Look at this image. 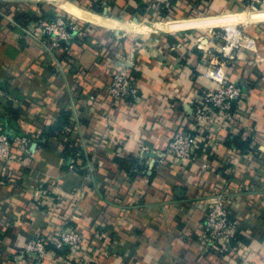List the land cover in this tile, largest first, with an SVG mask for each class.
<instances>
[{
    "label": "crops",
    "instance_id": "1",
    "mask_svg": "<svg viewBox=\"0 0 264 264\" xmlns=\"http://www.w3.org/2000/svg\"><path fill=\"white\" fill-rule=\"evenodd\" d=\"M88 1L5 0L7 14L0 7V122L9 120L10 135L51 138L10 172L0 158V264L37 235L50 238V257L39 264H75L56 247L65 219L83 234L88 264H264V0H202L214 16L152 23L81 7ZM38 2L52 16L87 23L56 58L14 17ZM245 2L257 10L239 12ZM119 3L136 8L140 0ZM235 21L245 44L228 71L242 86L244 128L216 130L215 148L200 134L196 159L158 168L172 134L195 129L207 56L193 36ZM118 60L136 70L138 99L113 104ZM223 188L243 234L240 254L207 251L200 241L210 199Z\"/></svg>",
    "mask_w": 264,
    "mask_h": 264
},
{
    "label": "built area",
    "instance_id": "2",
    "mask_svg": "<svg viewBox=\"0 0 264 264\" xmlns=\"http://www.w3.org/2000/svg\"><path fill=\"white\" fill-rule=\"evenodd\" d=\"M148 3V11L158 14L168 9L173 0H144ZM175 1V0H174ZM259 0H254V2ZM254 2L252 5L254 6ZM5 0H0V5ZM39 2L36 3L37 20L32 21L26 30V34L38 40L44 48V52L56 58L59 50L70 51L75 40L83 36V20L72 18L70 15L59 14L50 19L42 17L39 10ZM35 10L33 4L28 5ZM110 8H107L109 10ZM35 15V13H34ZM201 16L190 17L199 18ZM177 18L173 20H178ZM140 21L152 23L149 17ZM162 21V20H158ZM171 21V20H168ZM167 22V21H162ZM196 47L206 58V70L203 74V83L200 92L194 98L192 115L195 120L194 130H178L168 140L165 148L158 152L155 164L158 168L173 167L179 163H188L196 159L200 149L198 137L200 134H208L210 147L217 146L215 131L220 128L243 127L246 112L241 107L244 97L240 81L232 78L228 69L238 59L240 51L245 44L243 27L231 25L213 27L208 32L196 33L193 36ZM113 78L108 86V95L113 104L130 98L138 99V89L134 84V76L127 68L126 62L118 60ZM110 120L106 122L109 129ZM248 127V125H246ZM244 128V127H243ZM253 140L257 134L253 131ZM45 136L28 131H15L11 135L6 130L4 122H0V158L5 163V172H10L14 164H26L34 156V152L42 144L46 143ZM147 150V148L145 149ZM76 160H71L69 169L76 167ZM96 165L90 162L84 168L94 174ZM208 169V165L203 166ZM93 178V176H92ZM228 189L223 188L210 199V206L200 233V241L203 247L210 251L240 254L239 240L240 228L230 213ZM50 238L37 235L23 245L16 252L11 263L22 264L31 261L30 264H39L50 257ZM57 248H67L68 260L75 264H88L90 261L85 254L84 236L73 226L69 220L63 221L60 231L57 233Z\"/></svg>",
    "mask_w": 264,
    "mask_h": 264
},
{
    "label": "trees",
    "instance_id": "3",
    "mask_svg": "<svg viewBox=\"0 0 264 264\" xmlns=\"http://www.w3.org/2000/svg\"><path fill=\"white\" fill-rule=\"evenodd\" d=\"M120 0H89L86 4H81L84 8H87L89 10L95 11L97 13H103L105 8H110L112 10L111 15L117 16V17H123L127 19H143L144 17H149L151 20H162V21H168L173 20L177 18H184V17H196V16H207L210 14L207 9L202 6L201 1L202 0H173L170 3V6L168 9L160 11L158 14H148V3L144 0H140V3L138 7L132 8L131 6H127L126 3H119ZM126 1V0H124ZM250 2H245L244 7L245 9L250 8ZM0 7L7 13H9V10L6 7V4H1ZM39 10L41 12L42 17H47L50 19L55 18V16H52L49 14L48 10L43 6V3L39 4ZM68 15V14H65ZM34 10L31 7L23 8V10L19 11L14 17L18 24L22 25L23 27L27 28L29 24L34 21ZM69 16V15H68ZM83 24H87L86 22H82ZM133 76H136V70H131ZM8 110H10L11 107H6ZM14 112V111H13ZM13 112L11 115H13ZM4 119L5 122H4ZM1 121L4 122L6 126V130H8L11 125L9 124V120L7 118H3ZM48 133L44 134L47 135ZM47 137V136H46ZM51 138L47 137V142H49ZM46 142V143H47ZM45 143V144H46ZM47 145V144H46ZM77 153L83 152L80 149L76 150ZM13 171V170H12ZM240 245L243 242V234L239 233V240ZM242 247V245H241ZM231 250L228 249L225 253H230ZM232 253V252H231Z\"/></svg>",
    "mask_w": 264,
    "mask_h": 264
},
{
    "label": "rangeland",
    "instance_id": "4",
    "mask_svg": "<svg viewBox=\"0 0 264 264\" xmlns=\"http://www.w3.org/2000/svg\"><path fill=\"white\" fill-rule=\"evenodd\" d=\"M82 7V6H81ZM85 9H87V8H85ZM258 10H263L264 8H262V7H258L257 8ZM257 9H255V8H248V9H245V10H242V11H239V12H247V11H255V10H257ZM88 10V9H87ZM62 11V10H61ZM111 12V11H110ZM62 13H65L64 11H62ZM66 14V13H65ZM215 14H209V15H207V16H201V17H208V16H214ZM110 17H112V18H119V19H127V18H123V17H117V16H112L111 14H110ZM72 18H75V17H73L72 16ZM76 19V18H75ZM79 20V19H78ZM128 20H132V19H128ZM237 24H239L238 22H230V23H227L226 25H228V26H231V25H237Z\"/></svg>",
    "mask_w": 264,
    "mask_h": 264
},
{
    "label": "water",
    "instance_id": "5",
    "mask_svg": "<svg viewBox=\"0 0 264 264\" xmlns=\"http://www.w3.org/2000/svg\"><path fill=\"white\" fill-rule=\"evenodd\" d=\"M38 19V17L36 16V15H34V20H37ZM155 163V162H154Z\"/></svg>",
    "mask_w": 264,
    "mask_h": 264
}]
</instances>
